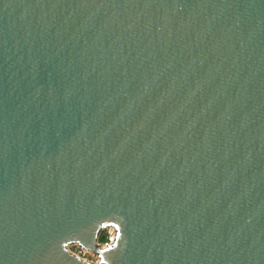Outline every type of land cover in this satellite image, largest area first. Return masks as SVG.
<instances>
[{
    "label": "water",
    "instance_id": "obj_1",
    "mask_svg": "<svg viewBox=\"0 0 264 264\" xmlns=\"http://www.w3.org/2000/svg\"><path fill=\"white\" fill-rule=\"evenodd\" d=\"M70 245L264 264V0H0V264Z\"/></svg>",
    "mask_w": 264,
    "mask_h": 264
},
{
    "label": "rangeland",
    "instance_id": "obj_2",
    "mask_svg": "<svg viewBox=\"0 0 264 264\" xmlns=\"http://www.w3.org/2000/svg\"><path fill=\"white\" fill-rule=\"evenodd\" d=\"M108 233H109V231H108ZM108 233L105 230L99 233V235H98V244L99 245L104 246L106 243L109 242ZM68 250L72 254L77 255V256H79V257H81V258H83V259H85V260H87L93 264H98L97 260H96V257H97L96 255L89 254L86 251L84 252L81 248H79L76 245L68 246Z\"/></svg>",
    "mask_w": 264,
    "mask_h": 264
},
{
    "label": "bare ground",
    "instance_id": "obj_3",
    "mask_svg": "<svg viewBox=\"0 0 264 264\" xmlns=\"http://www.w3.org/2000/svg\"><path fill=\"white\" fill-rule=\"evenodd\" d=\"M108 231H109V234H110V236H111V239L110 240H112L113 238H114V235H115V230H114V228H112V227H107L106 228ZM104 246H101V248H103ZM84 252L86 251L87 253H89V254H92V255H96V254H94L93 252H90V251H87V250H84V249H82ZM96 260H97V263H98V258L96 257Z\"/></svg>",
    "mask_w": 264,
    "mask_h": 264
},
{
    "label": "built area",
    "instance_id": "obj_4",
    "mask_svg": "<svg viewBox=\"0 0 264 264\" xmlns=\"http://www.w3.org/2000/svg\"><path fill=\"white\" fill-rule=\"evenodd\" d=\"M105 231H107V233H108V230L107 229H105ZM108 235H109V238H108V240H109V242L108 243H106V244H109L112 240H110L111 239V236H110V234L108 233ZM98 263H99V261H98Z\"/></svg>",
    "mask_w": 264,
    "mask_h": 264
}]
</instances>
